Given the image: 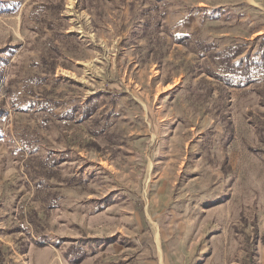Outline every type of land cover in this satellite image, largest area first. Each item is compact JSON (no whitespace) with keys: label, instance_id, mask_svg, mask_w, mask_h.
Returning <instances> with one entry per match:
<instances>
[{"label":"rangeland","instance_id":"obj_1","mask_svg":"<svg viewBox=\"0 0 264 264\" xmlns=\"http://www.w3.org/2000/svg\"><path fill=\"white\" fill-rule=\"evenodd\" d=\"M19 1L0 12V264H263L264 80L220 106L178 37L260 59L264 0ZM46 90L60 101L48 114L30 101ZM26 127L37 155L59 159L44 181L54 208L26 175Z\"/></svg>","mask_w":264,"mask_h":264},{"label":"trees","instance_id":"obj_2","mask_svg":"<svg viewBox=\"0 0 264 264\" xmlns=\"http://www.w3.org/2000/svg\"><path fill=\"white\" fill-rule=\"evenodd\" d=\"M19 0H0V12L11 13L15 11L20 6ZM43 9H53L56 7L54 4H40ZM37 6H34L36 9ZM157 4L151 5L146 8L145 11H151L153 9H157ZM165 12H163L164 14ZM153 16L149 14L146 21L148 24L159 25L160 20L158 18L152 19ZM41 22L47 23V28L54 31L53 36L55 38L67 37L71 38V35H64V33H60L58 29L55 28L52 21H47L46 17H42L39 19ZM74 37V36H73ZM256 40L263 41L260 46L263 48L264 46V35H260L256 37ZM63 42V41H61ZM178 42L183 43L186 46H190L193 48L194 52L200 54V57L203 59V65L205 68V72L208 76L213 77L217 82V89L219 91V100L218 104L223 105L226 100H230L232 94V88H240L246 86L248 83L256 80H264V52L257 53V55H261L260 59H255V53H245V47L242 45H229L222 50H215L214 43H207L206 41L196 38L192 39V36L189 35H180L178 37ZM49 50L48 54H42L41 63L49 64L50 66L46 69L48 73L50 70L53 71V66L55 65L54 58L51 57V52L56 50L59 51L58 44H55V39L50 38L48 41ZM51 58V61L50 59ZM213 64H216L217 69L213 68ZM47 76L32 75L26 77L27 82H36L41 83L44 81ZM206 80V79H205ZM208 85L204 84L202 88H206ZM213 87H209V91L212 92ZM1 91L2 93L9 98V102L12 106L19 105V101L13 96L11 89L9 88L7 83H1ZM51 93L49 91H44L42 98L32 99L30 101L34 103H38L40 107L38 110L44 111L47 114L54 111L56 107L60 105V101H58L55 97H50ZM5 101L3 100L0 104V115L7 114L8 109H6L3 105ZM219 107V105L217 106ZM87 114H93V112L89 109ZM69 117L68 113L66 114ZM227 129V128H226ZM38 132L35 130H29V127L24 128L22 133V140L24 141V147L28 151L29 155L25 159L24 169L26 175L30 178L31 181L34 182L36 192L34 198L37 200H41L42 202L49 205V208L56 207L57 204V194L58 191H52L49 186H47L44 181H49L51 178H55L60 175V171L58 168L59 159L55 157V155L50 152L47 156H41L36 154V150L30 147L32 139L36 137ZM68 180H75L74 177L68 178ZM61 181V180H59ZM41 192V193H40ZM43 194V195H41ZM30 222L35 225V220L30 219ZM46 240V239H43ZM86 253L84 252L78 260L84 259Z\"/></svg>","mask_w":264,"mask_h":264},{"label":"crops","instance_id":"obj_3","mask_svg":"<svg viewBox=\"0 0 264 264\" xmlns=\"http://www.w3.org/2000/svg\"><path fill=\"white\" fill-rule=\"evenodd\" d=\"M262 231L264 232V225L262 226ZM264 264V263H263Z\"/></svg>","mask_w":264,"mask_h":264}]
</instances>
